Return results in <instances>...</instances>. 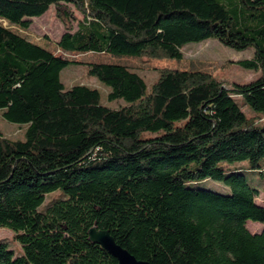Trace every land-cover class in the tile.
Wrapping results in <instances>:
<instances>
[{
	"label": "trees",
	"instance_id": "trees-1",
	"mask_svg": "<svg viewBox=\"0 0 264 264\" xmlns=\"http://www.w3.org/2000/svg\"><path fill=\"white\" fill-rule=\"evenodd\" d=\"M52 6L83 15L58 40L67 53L182 60L215 38L254 49L238 64L260 75L230 86L166 68L149 87L126 64L89 62L126 102L112 107L66 89L78 61L22 33ZM0 109L27 126L24 139L0 129V227L22 245L0 238V264H118L90 240L95 224L151 264H264V228L248 227L264 224V0H0Z\"/></svg>",
	"mask_w": 264,
	"mask_h": 264
},
{
	"label": "rangeland",
	"instance_id": "rangeland-1",
	"mask_svg": "<svg viewBox=\"0 0 264 264\" xmlns=\"http://www.w3.org/2000/svg\"><path fill=\"white\" fill-rule=\"evenodd\" d=\"M73 11L72 18L66 17V9ZM65 10V11H64ZM83 18V15L73 6H65L58 9L52 6L50 10L42 17L33 19L31 28L28 31H22L32 41L47 45L55 54L78 61L71 63L61 72V79L66 89L77 84H85L99 89L103 101L112 107H119L126 102L121 100L109 101L108 94L111 88L101 81L98 77L89 74V62H113L128 65L131 69L137 71L151 87L159 78L163 69H200L205 70L228 85L235 82L246 83L259 77L260 72L251 69H245L238 64L240 60L251 58L254 55V49L236 50L224 45L215 38H210L202 42H192L184 46V58L182 60L171 59L164 56H144V57H121L103 53H67L58 48V40L68 29H76L77 23ZM8 25L7 22H4ZM18 30V28L13 27ZM240 99V96H236ZM243 101L241 100V103ZM243 108L249 117L258 113L247 105ZM4 110L0 109V129L13 139H24L27 129L26 125H19L9 122L3 116ZM208 186L221 185L212 180L208 181ZM218 186L213 188L217 189ZM220 190V189H219ZM56 194H50L46 204L52 200ZM260 204H264V192L257 199ZM248 227L252 232H260L264 224L259 222H248ZM0 238L5 239L9 247L16 253L22 252V245L15 239L14 233L7 227H0Z\"/></svg>",
	"mask_w": 264,
	"mask_h": 264
},
{
	"label": "water",
	"instance_id": "water-1",
	"mask_svg": "<svg viewBox=\"0 0 264 264\" xmlns=\"http://www.w3.org/2000/svg\"><path fill=\"white\" fill-rule=\"evenodd\" d=\"M89 238L110 252L118 264H151L149 261L138 259L128 249L118 244L110 231L99 229L97 224L89 229Z\"/></svg>",
	"mask_w": 264,
	"mask_h": 264
}]
</instances>
